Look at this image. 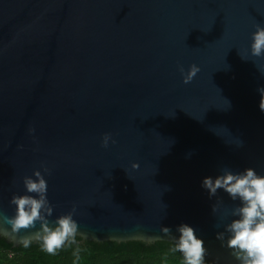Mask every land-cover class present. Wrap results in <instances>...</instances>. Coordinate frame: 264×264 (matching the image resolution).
Here are the masks:
<instances>
[{
  "label": "water",
  "instance_id": "water-1",
  "mask_svg": "<svg viewBox=\"0 0 264 264\" xmlns=\"http://www.w3.org/2000/svg\"><path fill=\"white\" fill-rule=\"evenodd\" d=\"M257 23L264 0H0V210L43 165L51 219L77 205L84 240L169 242L161 226L186 223L210 262L238 264L216 235L239 201L202 182L264 175Z\"/></svg>",
  "mask_w": 264,
  "mask_h": 264
},
{
  "label": "clouds",
  "instance_id": "clouds-1",
  "mask_svg": "<svg viewBox=\"0 0 264 264\" xmlns=\"http://www.w3.org/2000/svg\"><path fill=\"white\" fill-rule=\"evenodd\" d=\"M250 53L252 57L264 58V25L259 23L251 34ZM179 71L183 83L188 84L201 69L193 63L187 70L180 65ZM258 92L259 108L264 111V87L258 88ZM110 142L116 143L111 133H105L102 146L107 148ZM239 146L243 147V141ZM42 167L43 172L35 170L33 175L23 177L24 194L12 195L10 205L14 206V213L9 216L0 210V237L25 249L34 243L38 244L43 252L55 256L66 246L77 245L78 236H87L80 233L79 223L74 218L77 214L75 204L69 212L51 219L55 205L48 199V181L45 176V173L51 175V170L47 166ZM132 168L138 170L140 164L133 163ZM202 187L208 190L210 198L217 196L218 190L223 189L233 202L239 201L222 216H231L232 219L224 225V231L217 232L216 239L221 242V246L231 250V256L238 264H264V175L258 174L252 167L242 172L225 168L215 178H204ZM223 203L222 198L217 199L212 206L213 213L220 212ZM33 229L35 231H29ZM160 230L169 237L167 240L171 252L180 254L178 264H209L208 248L193 227L186 223L179 225L176 229L178 236L169 227L161 226ZM22 232L28 234L21 235ZM72 254L78 261L81 248L77 246ZM212 264H219L218 259Z\"/></svg>",
  "mask_w": 264,
  "mask_h": 264
},
{
  "label": "trees",
  "instance_id": "trees-1",
  "mask_svg": "<svg viewBox=\"0 0 264 264\" xmlns=\"http://www.w3.org/2000/svg\"><path fill=\"white\" fill-rule=\"evenodd\" d=\"M77 246L78 261L72 254ZM179 260L180 254L172 253L167 241L94 242L77 237V245L50 256L38 244L25 249L0 237V264H178Z\"/></svg>",
  "mask_w": 264,
  "mask_h": 264
}]
</instances>
